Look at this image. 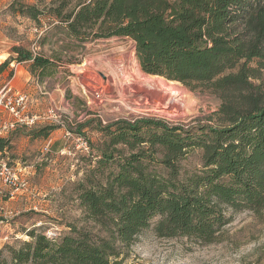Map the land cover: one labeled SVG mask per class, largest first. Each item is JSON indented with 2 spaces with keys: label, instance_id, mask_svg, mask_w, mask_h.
<instances>
[{
  "label": "trees",
  "instance_id": "trees-1",
  "mask_svg": "<svg viewBox=\"0 0 264 264\" xmlns=\"http://www.w3.org/2000/svg\"><path fill=\"white\" fill-rule=\"evenodd\" d=\"M10 9L39 26L42 15L49 17L39 45L51 44L52 56L15 45L17 56L0 70L13 60L27 62L42 84L58 66L80 61L65 60L66 47L83 53L89 43L121 37L132 41L145 74L209 90L220 100L208 123L185 127L136 117L101 126L107 138L102 156L77 183V196L105 236L70 225V233L52 238L46 227L34 228L28 231L31 240L5 248L12 264H127L138 235L153 222L160 237L212 244L232 221L229 210L262 213L264 0H38L13 2ZM54 130L38 127L29 135L46 139ZM79 138L90 154V141ZM11 148V138L0 136V152ZM194 149L202 152L200 168H182ZM112 162L116 169L98 173ZM5 250L0 264L9 263Z\"/></svg>",
  "mask_w": 264,
  "mask_h": 264
},
{
  "label": "rangeland",
  "instance_id": "rangeland-1",
  "mask_svg": "<svg viewBox=\"0 0 264 264\" xmlns=\"http://www.w3.org/2000/svg\"><path fill=\"white\" fill-rule=\"evenodd\" d=\"M51 1L46 0L47 3ZM13 2L16 6L38 4V0H0V65L10 57L17 56L13 51L15 45H22L32 53L52 56L51 44L47 43L43 47L39 45L40 36L50 28L49 17L42 15V26H39L32 19L14 13L10 9ZM54 48L61 52L60 45ZM66 49L70 54L64 55L65 60L75 56L80 61L64 63L58 66L54 75L44 79L42 85L50 93L45 95L48 105L44 110L37 111L30 106V113L57 115L58 121L49 119L43 126H38L55 127L56 130L45 139L46 142L41 139L29 141L20 134L14 139L13 148L0 154V159H6L13 166L27 167L30 187L27 191H18L14 199L9 200L12 190L2 188L0 182V208L4 206L6 211L12 212L5 218L3 227V232L10 236V240L1 245L0 250L31 240L28 231L40 227L57 228L63 236L70 233L69 227L72 225L105 236L100 226L88 220L77 196V183L91 175V168L97 165L102 156L101 149L105 147L107 138L101 126L123 118L155 117L171 125L189 127L208 123V118L220 108L219 98L209 90H191L179 81L152 75L164 81L167 90L179 92L183 104L178 108L167 107L160 103L155 105L148 99L143 100V103L139 101L137 111L131 112L121 101L118 89L141 79L137 73L138 61L132 41L121 37L102 38L89 43L83 53L72 50L70 46ZM13 61L25 69L29 68L27 62ZM13 61L0 70V83L14 74L9 69ZM139 68L142 75H150L145 74L140 65ZM112 71H116L117 76L110 85L106 77L111 76ZM11 120V114L0 110V125L3 121ZM80 134L90 141V154L83 150L88 144L79 138ZM47 141L50 142V149L57 143L63 151H45ZM118 148L124 150V155L130 152L124 144ZM201 160L202 152L194 149L181 161V166L195 170L200 168ZM111 169H116L113 162L101 167L98 173H106ZM92 179L97 180L95 176ZM229 212L233 216L232 221L212 244H203L185 236L160 237L153 228V222L149 229L138 235L129 250L127 264H264V209L260 214L248 210ZM4 214L0 209V219H4ZM40 222L43 224L37 225ZM3 258L12 264L7 250Z\"/></svg>",
  "mask_w": 264,
  "mask_h": 264
},
{
  "label": "built area",
  "instance_id": "built-area-1",
  "mask_svg": "<svg viewBox=\"0 0 264 264\" xmlns=\"http://www.w3.org/2000/svg\"><path fill=\"white\" fill-rule=\"evenodd\" d=\"M31 100L32 98L27 93L13 91L9 83L0 85V109L8 112L13 117V120L7 121L2 129L5 131L14 130L17 125L34 128L44 124L45 121L49 119L58 121L59 118L55 114L38 115L30 113ZM67 135L70 136V133L67 132ZM83 150L88 152L89 147L84 146ZM26 170V166H13L6 159H0V180L12 190L11 196H14L20 190H29V178ZM1 210L4 211L5 214L3 217L4 219H0V246L10 240V236L3 232V227L5 218L7 219L8 215L12 214V212L6 211L5 207ZM42 224L43 223L40 222L37 225L41 226ZM47 231L48 237L56 238L60 236L57 228L50 227Z\"/></svg>",
  "mask_w": 264,
  "mask_h": 264
},
{
  "label": "bare ground",
  "instance_id": "bare-ground-1",
  "mask_svg": "<svg viewBox=\"0 0 264 264\" xmlns=\"http://www.w3.org/2000/svg\"><path fill=\"white\" fill-rule=\"evenodd\" d=\"M136 65L138 66L137 73L139 74V77L141 79L136 81L133 85L122 86L118 89V93L122 98L121 101H123V104L125 105L127 110L131 112L137 111V104L139 103V101L141 102L143 100L148 101V99H151L155 105L160 103V104H165L167 107L169 106V107L178 108L181 104H183V99L179 92L177 93L176 91L167 90V88H165L166 83L164 81L156 79L152 75H148L147 77L146 75H142L140 73L141 71L139 65L137 63ZM116 76H117L116 71H112V75L106 77V81L108 82V84L111 85L113 79L116 78ZM108 88L111 89L110 87ZM133 101L135 103L132 104Z\"/></svg>",
  "mask_w": 264,
  "mask_h": 264
},
{
  "label": "crops",
  "instance_id": "crops-1",
  "mask_svg": "<svg viewBox=\"0 0 264 264\" xmlns=\"http://www.w3.org/2000/svg\"><path fill=\"white\" fill-rule=\"evenodd\" d=\"M10 65L11 66L9 67V69L11 71H14V74L11 77H8V78L6 77L0 84L4 85L6 83H9V84H11V88L13 89V91L27 93L32 98V105H31L32 109L34 108L37 111L42 110V109L44 110L45 106L48 105V102H47L48 98H46L45 95H47V94L50 95L49 92L45 91V86L43 87V85L37 81L36 77H34V75L28 69H25L24 67L20 66L19 64H15L14 61ZM0 110H2V109H0ZM6 122L7 121H3L0 125V136L6 137V138H11V141L13 144H14V139L16 138V136H18L20 134H22V136L25 135V137L29 141L37 140V139H41L42 141L45 140L44 138L33 139L32 136L29 135L30 130H32V129L27 128V127L22 126V125H17L16 129H14V130L5 131L4 129H2V127ZM45 142H46V140H45ZM49 146H50V142L47 141L44 150L48 151L50 149ZM51 148L56 149V148H54V145ZM56 151L61 153V151H63V149L62 148L56 149ZM0 154H1V152H0ZM0 182L2 183V188H8L1 180H0ZM0 194L2 195V191H0ZM27 195H28V193H27ZM27 197H28V199H30L29 196H27ZM12 199H14V196H11L9 198V200H12ZM3 207H1L0 209H2Z\"/></svg>",
  "mask_w": 264,
  "mask_h": 264
}]
</instances>
